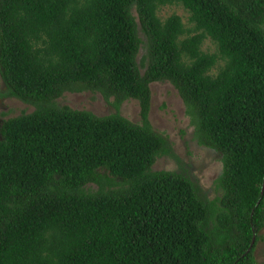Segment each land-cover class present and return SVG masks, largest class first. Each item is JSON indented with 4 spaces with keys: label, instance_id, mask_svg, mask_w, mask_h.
<instances>
[{
    "label": "trees",
    "instance_id": "obj_1",
    "mask_svg": "<svg viewBox=\"0 0 264 264\" xmlns=\"http://www.w3.org/2000/svg\"><path fill=\"white\" fill-rule=\"evenodd\" d=\"M169 4L188 22L160 18ZM0 79L34 108L0 114V264H257L264 0H0ZM156 81L176 88L197 144L221 156L212 199L153 169L174 157L149 120ZM87 91L116 112L57 102ZM130 99L139 124L118 112Z\"/></svg>",
    "mask_w": 264,
    "mask_h": 264
},
{
    "label": "rangeland",
    "instance_id": "obj_2",
    "mask_svg": "<svg viewBox=\"0 0 264 264\" xmlns=\"http://www.w3.org/2000/svg\"><path fill=\"white\" fill-rule=\"evenodd\" d=\"M176 13L184 22H188V12L181 5L169 4L158 9V15L164 19ZM144 39V35L140 32ZM205 51H214L215 46L210 40H205L202 46ZM146 48L140 49L138 60L145 54ZM144 71V69H142ZM215 72V69L213 70ZM5 86L0 79V114L6 112L2 118L12 117L22 112L29 113L34 108L22 101L5 96ZM149 120L153 130L162 135L171 146L174 157L162 156L155 160L154 170L175 171L189 177L198 184L201 194L212 199L215 196V180L221 174V156L216 151L197 144L193 135V127L185 114L183 101L176 88L169 81H156L150 84ZM59 105H67L73 109L88 110L98 116H105L116 112L115 107L107 102L99 93L89 91L82 93L65 92L57 99ZM124 118L134 124H139L140 108L136 100L124 101L118 108ZM96 189L95 184H88L85 188ZM257 264H264V228L259 233V240L253 252Z\"/></svg>",
    "mask_w": 264,
    "mask_h": 264
},
{
    "label": "water",
    "instance_id": "obj_3",
    "mask_svg": "<svg viewBox=\"0 0 264 264\" xmlns=\"http://www.w3.org/2000/svg\"><path fill=\"white\" fill-rule=\"evenodd\" d=\"M263 189H264V183H263V185H262V191H263ZM252 242H253V240H252Z\"/></svg>",
    "mask_w": 264,
    "mask_h": 264
}]
</instances>
